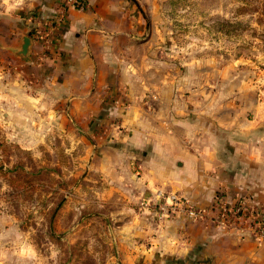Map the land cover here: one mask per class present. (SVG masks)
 Here are the masks:
<instances>
[{"label": "crops", "instance_id": "obj_1", "mask_svg": "<svg viewBox=\"0 0 264 264\" xmlns=\"http://www.w3.org/2000/svg\"><path fill=\"white\" fill-rule=\"evenodd\" d=\"M60 1L0 0L9 134L62 156L77 178L65 202L110 222L111 264H264L246 229L157 206L168 192L202 207L217 192L264 203V51H207L183 67L162 2L145 0H85L34 40Z\"/></svg>", "mask_w": 264, "mask_h": 264}, {"label": "rangeland", "instance_id": "obj_2", "mask_svg": "<svg viewBox=\"0 0 264 264\" xmlns=\"http://www.w3.org/2000/svg\"><path fill=\"white\" fill-rule=\"evenodd\" d=\"M153 1L162 2L179 35L183 67L190 55L207 51L231 62L256 61L264 51V0H145ZM5 124L0 121V264H111L110 222L65 202L77 178L66 163L60 166L62 156L45 144L30 147L29 135L11 136Z\"/></svg>", "mask_w": 264, "mask_h": 264}, {"label": "built area", "instance_id": "obj_3", "mask_svg": "<svg viewBox=\"0 0 264 264\" xmlns=\"http://www.w3.org/2000/svg\"><path fill=\"white\" fill-rule=\"evenodd\" d=\"M69 7L85 9V0H61L58 5V15L53 20H47L43 28L34 31L33 39L46 41L48 30L65 18ZM161 201L158 210L175 214L181 211L188 219L194 222L210 221L215 225L233 226L246 229L259 243L264 241V203L254 202L246 197L238 196L228 202L225 196L217 192L212 202L207 207H202L186 197H180L176 193H161Z\"/></svg>", "mask_w": 264, "mask_h": 264}, {"label": "water", "instance_id": "obj_4", "mask_svg": "<svg viewBox=\"0 0 264 264\" xmlns=\"http://www.w3.org/2000/svg\"><path fill=\"white\" fill-rule=\"evenodd\" d=\"M30 44H31V38H30V33H28L27 35H24L22 37V43H21L20 49L17 51L16 54L24 58H27L28 53H29Z\"/></svg>", "mask_w": 264, "mask_h": 264}, {"label": "trees", "instance_id": "obj_5", "mask_svg": "<svg viewBox=\"0 0 264 264\" xmlns=\"http://www.w3.org/2000/svg\"><path fill=\"white\" fill-rule=\"evenodd\" d=\"M32 31H34V29Z\"/></svg>", "mask_w": 264, "mask_h": 264}]
</instances>
